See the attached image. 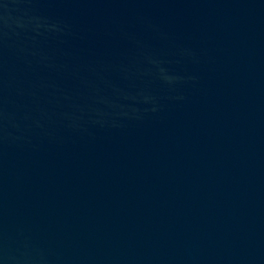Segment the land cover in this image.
<instances>
[{"label": "water", "instance_id": "95a60500", "mask_svg": "<svg viewBox=\"0 0 264 264\" xmlns=\"http://www.w3.org/2000/svg\"><path fill=\"white\" fill-rule=\"evenodd\" d=\"M0 264H264V0H0Z\"/></svg>", "mask_w": 264, "mask_h": 264}]
</instances>
